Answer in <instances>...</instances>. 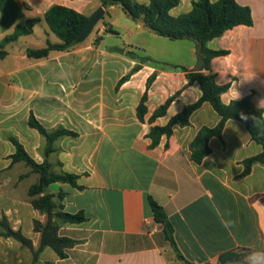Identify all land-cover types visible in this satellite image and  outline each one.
<instances>
[{
	"label": "crops",
	"instance_id": "1",
	"mask_svg": "<svg viewBox=\"0 0 264 264\" xmlns=\"http://www.w3.org/2000/svg\"><path fill=\"white\" fill-rule=\"evenodd\" d=\"M194 1L180 0L170 14L189 13ZM236 1L251 9L253 25L237 26L208 43L210 50L227 51L211 60V71L219 85H230L221 96L224 104L251 95L253 105L264 112V0ZM138 2L147 5L150 0ZM53 6L88 17L102 7L98 0H0V43L21 22L40 19L32 34L9 43L7 55L0 58V221L6 218L34 250L39 248L41 236L34 231V221L44 223L46 215L32 206L29 196L38 175L23 162L12 164L16 148L11 137L37 163L46 160L53 172L78 176L82 189L60 183L47 192L56 199L64 194L63 210L83 211L88 220L60 228L62 236L79 242L65 259L45 248L34 260L29 247L0 234V263L185 264L179 253L191 264H245L251 252L264 251V165L255 163L248 176H241L243 161L261 153L262 146L245 126L229 120L222 138L211 139L210 155L201 164L194 163L191 142L202 127H215L220 121L205 103L189 126L175 128L173 135L162 136L151 147V128L164 127L197 102L202 95L199 84H188L186 72L158 62L142 64L117 87L139 64L127 53L143 57L140 52L152 35L142 21L132 20L118 6L104 9V19L75 49L54 51L45 59L29 58V48H44L47 41L60 43L44 19ZM191 43L181 67L193 71L196 45ZM146 92L147 112L140 120L137 109ZM178 92L166 114L151 122L154 112ZM31 114L50 131L62 127L78 136L59 138L48 153L46 139L28 126ZM149 197L168 214L177 250L155 222ZM225 253L243 258L221 263Z\"/></svg>",
	"mask_w": 264,
	"mask_h": 264
},
{
	"label": "trees",
	"instance_id": "2",
	"mask_svg": "<svg viewBox=\"0 0 264 264\" xmlns=\"http://www.w3.org/2000/svg\"><path fill=\"white\" fill-rule=\"evenodd\" d=\"M98 1L107 11L112 6L120 7L132 20L142 21L148 29L161 37L170 40H182L187 37L194 38L202 46L203 71L194 72L184 67H176V69L186 72L188 84H199L202 93L201 97L197 102L186 106L180 113L174 115L164 127H152L149 133V137L152 140L151 147L157 146L162 136L170 137L173 135L175 128L189 126L192 115L205 103H208L218 114L220 121L215 127L204 126L198 131L190 144L192 161L196 164H201L211 153V139H221L226 123L229 120H234L242 123L250 134L251 139L262 146L261 153L243 161L244 170L241 176H248L255 163L264 165V112L253 105L251 95L232 101L229 104L222 102L221 96L228 91L230 85H219L216 82V75L211 71V60L215 57L227 55V51H213L208 48V43L211 40L222 36L226 31L240 25H253L252 11L248 6H242L236 0H218L215 3H212L210 0H196L193 2L192 10L189 13L173 17L170 12L180 4V0H150V3L147 5L139 3L138 0ZM44 19L51 31L60 39V43L53 44L47 41L44 48L27 49L26 54L31 59H45L54 51L68 52L75 49L79 45L76 41L77 37L86 25L88 16L66 7L53 6L45 13ZM38 21H40L39 18H34L18 24L14 32L5 37L0 43V58H4L7 55L5 47L9 43L16 41L21 36L32 34L33 28ZM127 56L138 60L139 64L126 76L121 78L117 87L128 81L133 74L138 72L142 64H158V62L151 58L141 57L135 52H128ZM155 79V73L149 77L146 85L147 92ZM147 92L142 97L137 109L140 120L144 119V115L147 112ZM179 94L180 92L170 97L161 105L154 112L150 121L153 122L157 118L164 116L170 104ZM28 126L37 130L46 139V151L48 153L54 150L53 145L59 138L78 136L76 132L62 127L52 131L48 130L34 114H31L29 117ZM10 141L16 148V152L11 156L12 164L23 162L30 168L32 173L38 175V181L30 187L29 196L31 197L32 206L40 213L46 215V221L44 223L39 220L34 221V231L41 236L40 246L37 250L33 249L32 242L20 230L14 231L10 227L6 218L0 221V234L5 237H12L24 246L29 247L33 251L34 260L38 259L39 254L45 248L52 249L59 259H65L68 257L67 251L75 247L79 242L62 236L60 228L64 225L82 224L88 218L83 211L77 213L65 212L61 203L64 194L59 193L56 199L55 194L48 193L47 189L53 184L60 183L82 189L77 184L78 176L67 172H53L52 166L48 161L45 160L42 163H37L31 158L18 139L11 137ZM148 203L155 222L163 228L166 240L177 250L174 240V227L168 214L153 198L149 197ZM178 258L184 261L185 264H191L179 253ZM242 258V254L225 253L220 256V262L226 263Z\"/></svg>",
	"mask_w": 264,
	"mask_h": 264
},
{
	"label": "rangeland",
	"instance_id": "3",
	"mask_svg": "<svg viewBox=\"0 0 264 264\" xmlns=\"http://www.w3.org/2000/svg\"><path fill=\"white\" fill-rule=\"evenodd\" d=\"M151 34L153 37H148L146 50L140 52L143 56L149 57L156 62H159V65L169 69L177 66L181 67V65L188 60L190 46H192L191 41L185 39L170 40L160 37L153 32ZM25 182L29 183L30 180ZM51 189L55 190L56 185H52Z\"/></svg>",
	"mask_w": 264,
	"mask_h": 264
},
{
	"label": "water",
	"instance_id": "4",
	"mask_svg": "<svg viewBox=\"0 0 264 264\" xmlns=\"http://www.w3.org/2000/svg\"><path fill=\"white\" fill-rule=\"evenodd\" d=\"M106 12L103 7L98 8L92 15L88 17V21L80 34L77 37V43H83L94 31L97 24L104 18ZM187 40H191L196 45V64L193 68L194 72H201L204 69V59L202 57V46L200 45L199 41L194 38H185Z\"/></svg>",
	"mask_w": 264,
	"mask_h": 264
},
{
	"label": "clouds",
	"instance_id": "5",
	"mask_svg": "<svg viewBox=\"0 0 264 264\" xmlns=\"http://www.w3.org/2000/svg\"><path fill=\"white\" fill-rule=\"evenodd\" d=\"M244 118V117H242ZM230 223V222H229ZM229 223L224 226L229 227ZM245 264H264V251H253L245 258Z\"/></svg>",
	"mask_w": 264,
	"mask_h": 264
}]
</instances>
